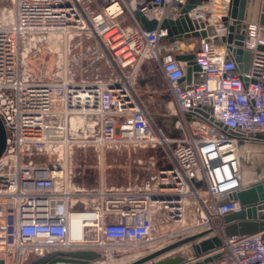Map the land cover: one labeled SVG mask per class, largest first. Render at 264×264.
<instances>
[{
    "label": "built area",
    "instance_id": "built-area-1",
    "mask_svg": "<svg viewBox=\"0 0 264 264\" xmlns=\"http://www.w3.org/2000/svg\"><path fill=\"white\" fill-rule=\"evenodd\" d=\"M190 1L198 0H0V119L7 133L0 264H30L82 244L114 262L121 251L215 232V220L223 225L226 215L242 210L234 195L247 186L237 151L250 142L229 130L264 132V25L246 23L245 73L227 43L201 36L209 27L220 40L228 35L231 0H204L183 13ZM137 13L158 27L147 31ZM186 16L191 37L170 43L163 22L184 19L188 27ZM44 51L53 66L33 73L29 58ZM192 52L204 81L187 84V63L175 55ZM146 62L165 81L176 112L172 131L136 94ZM158 148L169 163L158 166L146 189L87 192L75 184L80 151ZM114 212L119 220L108 221ZM159 221L178 229L157 237ZM78 225L84 239H75ZM179 249L190 253L189 264L202 260L189 244ZM214 254L220 257L212 264H264V236L224 235Z\"/></svg>",
    "mask_w": 264,
    "mask_h": 264
},
{
    "label": "water",
    "instance_id": "water-1",
    "mask_svg": "<svg viewBox=\"0 0 264 264\" xmlns=\"http://www.w3.org/2000/svg\"><path fill=\"white\" fill-rule=\"evenodd\" d=\"M203 1L204 0H198L196 3L201 4ZM196 3L190 1L187 7L183 10V13L192 9ZM260 4L261 0H231L229 15L233 21L228 26V35L220 40L216 36L214 27H209L207 31H204L201 34L204 38L214 36L213 39L207 38L206 42L212 41L216 44L223 42L227 43L230 49H234L237 54V62H244L240 65V68L241 71L245 73L248 72L251 63V52L244 51L242 48L246 34V23H255L258 20V16H260L259 21L264 25V4L262 5L261 14H259ZM136 18L147 31H152L158 27V22L156 20L149 21L141 13H137ZM185 18L188 27L184 19L163 22L162 28L168 29L169 37L167 39L170 43H173L175 40H183L191 37L190 34H185V32H187L188 29L193 30L194 28L192 23L187 19V16ZM228 19V17H225L224 21L228 23ZM196 27L198 28L197 24ZM201 27H204V24H201ZM262 34H264V32H262ZM193 36L198 37L199 34L196 33L193 34ZM195 58L196 54L194 52L175 55L177 61L187 63L185 78L187 84H191L193 81L194 83H201L204 81V75L200 73L201 68L196 64ZM193 72H195V74H193ZM229 133L241 136L250 143H264V132L241 134L229 130ZM172 136H174V134H172ZM6 145L7 133L4 124L0 119V159L6 150ZM257 174L261 175L262 170H257ZM153 198H155V196H153ZM234 198L239 200L242 210L237 213L228 214L224 217L222 225L224 235L231 237L250 236L262 233L264 236V184L249 185L235 194ZM210 233L211 232H202L173 242L131 262L130 264H189L187 257L184 255L161 259L165 255L188 244L190 245L191 253L194 254L197 259L202 258V260L196 261L194 264H212L220 257V254L214 253L221 248L222 242L217 237L212 239L208 238ZM101 259H103L101 255L94 250L77 249L57 251L33 260L30 264H92Z\"/></svg>",
    "mask_w": 264,
    "mask_h": 264
},
{
    "label": "rangeland",
    "instance_id": "rangeland-1",
    "mask_svg": "<svg viewBox=\"0 0 264 264\" xmlns=\"http://www.w3.org/2000/svg\"><path fill=\"white\" fill-rule=\"evenodd\" d=\"M3 7L7 8V16L11 18L12 4L10 2H5ZM191 43H195V40H192ZM48 57V53L45 51L38 54L37 57H30L32 72L36 74L41 73L46 63H50L49 68L51 69L53 66V58L47 61ZM135 89L138 98L144 103L154 121L169 128V124L172 125V120L176 118V112L173 104L167 97L165 81L154 62H146L142 65ZM169 130L172 131V127H170ZM247 148H239L242 168L244 173H247L245 174L246 179H257L260 176L257 174V170L260 169L263 172L264 168V149L259 147V144L252 147L251 152H249ZM100 155L101 154L96 153L92 149L85 152L80 151L76 155L75 163L77 172L80 170H88V180L93 183L104 181L107 184L130 185L131 187L135 186L146 189L149 184L152 186L148 180L156 177L158 166H164L169 163L161 148L138 149L136 151L132 149H125L122 151L107 150L103 155ZM158 213H160V211H158ZM163 214L162 212L160 216ZM214 225L217 230L211 232L208 238L212 239L217 237L222 242L224 232L221 229V220H215ZM177 226L180 228L181 224ZM176 229H178V227L169 225L163 227L159 221L155 236H163L171 230L174 231ZM179 253L181 252L177 250L172 252V255ZM103 264L109 263L104 262ZM111 264H113V262Z\"/></svg>",
    "mask_w": 264,
    "mask_h": 264
},
{
    "label": "crops",
    "instance_id": "crops-1",
    "mask_svg": "<svg viewBox=\"0 0 264 264\" xmlns=\"http://www.w3.org/2000/svg\"><path fill=\"white\" fill-rule=\"evenodd\" d=\"M264 3H261L260 4V11H259V14H261V11H262V5ZM258 20H260V16H258ZM250 145H257L254 144V143H248ZM88 151V150H86ZM90 151V149H89ZM85 152V151H84ZM81 169V168H80ZM76 174H77V177H76V181H75V184L78 188L80 189H84L85 191L87 192H94V191H100V190H110L112 188H126V187H130V185H113V184H107L105 183L104 181H101V182H97V183H93L91 181L88 180V177H89V171L88 170H80L77 172V168H76ZM247 173H244L243 174V178L245 179L244 180V183H245V186H249V185H253V184H264V172H262V174L257 178V179H253V180H248L246 179V175ZM95 202V200L93 199H90V204H93ZM120 216L118 214V212H114L113 214H110L108 216V221H116V220H119ZM169 244V243H168ZM86 244H82V246H77L79 247V249H83L85 248ZM159 249V248H157ZM157 249H155L154 247H149V246H145L143 248H140L138 250H129V251H121L119 252L118 254V257L116 259V261H114V263H117V264H130L131 262L139 259V258H142L143 256H146L147 254H150L154 251H156ZM178 251H180L181 253L179 254H173L170 253V254H167L165 255L164 257H162L161 259H166V258H170V257H174V256H177V255H184L185 257H187V260H189V256H190V253H183L181 249H177ZM175 250V251H177ZM174 251V252H175ZM134 258V259H132ZM133 261H132V260Z\"/></svg>",
    "mask_w": 264,
    "mask_h": 264
},
{
    "label": "bare ground",
    "instance_id": "bare-ground-1",
    "mask_svg": "<svg viewBox=\"0 0 264 264\" xmlns=\"http://www.w3.org/2000/svg\"><path fill=\"white\" fill-rule=\"evenodd\" d=\"M173 121V120H172ZM254 146H257V145H250V144H242V145H240L239 147H238V151H237V155H238V158H239V163H240V168H241V170H242V173L244 174V171H243V168H242V163H241V156H240V154H239V148L240 149H242V148H247L248 150H249V152H251L252 151V147H254ZM259 147H261L262 149H264V143H262V144H259ZM251 149V150H250ZM264 151V150H263ZM256 152V151H255ZM244 157H245V155H244ZM263 172H264V168H263ZM255 179V178H254ZM245 180V179H244ZM75 239H84V230L81 228V226H77V228H76V232H75ZM104 262H106V263H109V264H111L113 261H109V260H106V259H101V260H99V261H96V262H94V263H92V264H103ZM113 264H117V263H114L113 262Z\"/></svg>",
    "mask_w": 264,
    "mask_h": 264
}]
</instances>
